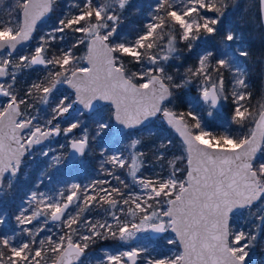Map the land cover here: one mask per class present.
I'll return each instance as SVG.
<instances>
[{"label":"snow or ice","instance_id":"1","mask_svg":"<svg viewBox=\"0 0 264 264\" xmlns=\"http://www.w3.org/2000/svg\"><path fill=\"white\" fill-rule=\"evenodd\" d=\"M259 5L264 22V0ZM57 7L58 0H0V264H93L90 249L109 240L121 247L103 249L95 264H249L264 241V102L252 106L238 60L250 53L232 48L239 36L222 27L239 0H153L129 32V13H142L133 0H67L56 14ZM260 40L264 46V34ZM193 87L209 117L231 104L227 128L209 130L191 102L177 110ZM97 101L109 102L111 113L96 115L93 134L81 117L95 113ZM112 121L129 139L100 149L103 178L55 191L41 190V179L9 215L38 146L63 136L69 155L65 144L39 155L54 153L49 168L80 160ZM156 121L178 140L158 135ZM145 137L156 138L152 160L140 149ZM160 240L181 250L156 255Z\"/></svg>","mask_w":264,"mask_h":264},{"label":"trees","instance_id":"2","mask_svg":"<svg viewBox=\"0 0 264 264\" xmlns=\"http://www.w3.org/2000/svg\"><path fill=\"white\" fill-rule=\"evenodd\" d=\"M66 1L67 0H58L59 7L55 9L56 14L60 13L63 10ZM4 3L5 5H7L10 2L9 0H4ZM133 3L142 9V13L135 14L134 10L133 12L129 13V19L125 24L126 32H129L133 28V26L138 25L140 22L145 20L146 16L143 13L147 11L148 6L153 3V0H133ZM239 4L240 7L236 12L230 11L227 14V18L224 20L222 27L225 29H235L237 35L239 36V40L237 42L243 43L242 48L249 51L250 53L248 57L241 58V60L244 66L247 68V82L249 84L250 91L253 94L251 104L253 107L254 105L255 107H258V104L261 103L263 98V93L260 89V82H262L264 76V56H262L264 46H262L261 44L260 37L262 34H264V26L260 21L258 0H239ZM55 18V15H52L51 19L48 21H53L55 20ZM219 39L220 37H217L215 41H213L217 49H219L220 47ZM217 55H219V51L217 52ZM192 62V60L188 61V63ZM37 71H39V69H37ZM36 74L37 72L33 71L31 76L22 77V79L30 81L31 79L35 78ZM40 74H43L42 71L40 72ZM226 74L228 73L225 72V75ZM189 91L197 93V90L194 87L182 92L180 94L182 99L178 101L177 110H187L186 94ZM110 108V105H105L97 109V112H100V115H102L107 120L108 116L110 115ZM224 109L226 111L224 115L215 116L212 121H209L212 126L216 123H219L222 119L228 121L229 126L231 106H228L227 104ZM97 112L93 114H86L85 116H83L86 126L93 134L95 132L94 120L96 118ZM150 127L154 131H156L158 135L170 136L178 140V135L171 130L161 131L159 121H156ZM235 128L236 126L233 125L232 130L235 131ZM140 134L142 135V133ZM117 137L118 135L113 132V129L111 127L104 134H102L101 137H98L94 142H92L91 151L86 153L85 161L77 165L78 167H75L76 172H81L86 168L87 165H89L91 170L94 166H96L92 171L98 170L100 149L102 147H105L106 144H111L117 139ZM155 139V137H152L151 139L145 137V142L141 146L143 148V151L148 154L149 160H152L155 155L149 150L151 148L152 141ZM52 143L57 147H59L60 144L67 145L66 139L64 137H62L61 139L58 137L56 138V140H53ZM63 150H66V146ZM50 162L51 161L48 159V157L40 156L39 152L36 153L34 159H28L26 161L25 172L27 173V176L25 177L22 175L20 177L19 181L17 182L13 197L7 202V211L9 212V215H11L16 210V206L21 204L27 192L32 189L39 180L43 179L44 181V183L41 185V188L46 187L48 189H53L55 185H61V183H63V187L68 185V175L69 171L71 170L70 164L66 161L64 165L49 168ZM42 173H45V175L42 176ZM9 226L14 227V222L10 221ZM134 243L136 242H133V244ZM159 243L161 242H154V247L157 248L159 246ZM119 247H121V245L118 241H100L96 245H94L92 249H90V255L92 258L98 256L101 257L103 255V249L115 250ZM258 260H260V253L258 257H256L253 261L255 262ZM254 262L253 264H255Z\"/></svg>","mask_w":264,"mask_h":264},{"label":"rangeland","instance_id":"3","mask_svg":"<svg viewBox=\"0 0 264 264\" xmlns=\"http://www.w3.org/2000/svg\"><path fill=\"white\" fill-rule=\"evenodd\" d=\"M9 2H11V0H9ZM66 2H65V4H66ZM242 46H243V43H239V42L233 43L231 45L232 48H237V47L242 48ZM238 60H239V66L241 68H243L245 71H247V68L244 66L241 58H238ZM263 61H264V59H263ZM231 79H232V77H231V74L230 73H228V74L225 75V81H226L225 87L228 88L229 90L231 89ZM260 89L262 90V93H263V98H262V101L261 102H264V76H263L262 82H260ZM186 98H187V108H188L189 102H191V104L197 109V111L199 112V114L202 116V119H203L206 127L209 130L214 131V132H220V131H223L225 128L228 127V121H225L223 119L219 123L214 124L213 126L209 123V121H212L215 116L224 115L225 114L226 111H225L224 107L227 104H222V108L221 109L214 110L213 115L211 117H209L207 115V110H208L207 109V106L204 105L203 102H202V100L199 99L198 93L193 92V91H189L186 94ZM105 105H109V104H105ZM105 105H103V106H105ZM228 106H231V104L228 103ZM231 108H232V106H231ZM254 108H255V105H254ZM95 112H97V109H96ZM110 113H111V108H110ZM97 114L100 115V112H97ZM104 119L106 120V118H104ZM114 133L117 134V132H114ZM136 135H141V134L140 133H136ZM128 139H129L128 137L124 136V134L121 133V134L118 135V137H117V139L115 141H113L111 144H106L105 147L108 146L109 147V150H112L113 148H117V147L122 148L123 144H125V143L128 142ZM49 147H51L53 149H58L59 148L55 144H53L52 142H49L47 144L38 146V148H37L36 151L39 152V151L45 150V149H47ZM140 149L143 150V148L141 146H140ZM53 154L54 153H51V152L49 153V157H48L49 160H50V158H51V156ZM151 172H152V170L149 169V170H146V172H144V174L145 175H151ZM92 179H94V178H91L88 181H91ZM128 179H129V182H130V178H128ZM74 182L77 183L76 181L73 180V181L70 182V184L71 183H74ZM86 183H89V182H86ZM62 185H63V183H61V185H55V187H53V189H48L46 187H43V188H41V190H44V191H48V190L55 191V190H57L59 188H62L63 187ZM168 235L169 236H172L173 234L172 233H169ZM160 242L161 243H159V246L157 248H155L156 251H155L154 254H156V255H167V256H171L174 253H176V252H178V251L181 250L178 247L166 246L165 245V241H163V240H160ZM259 253L261 255V258L257 262H258V264H264V241H262L258 245V250H257V247H256V248H254L251 251V253H250V260L251 259L254 260L256 257H258ZM102 256L101 257L98 256V257H93L92 258L91 255H90V252H89V258L92 260L93 264H95V260L96 259L102 258Z\"/></svg>","mask_w":264,"mask_h":264},{"label":"flooded vegetation","instance_id":"4","mask_svg":"<svg viewBox=\"0 0 264 264\" xmlns=\"http://www.w3.org/2000/svg\"><path fill=\"white\" fill-rule=\"evenodd\" d=\"M46 23L47 24H51L52 21H47ZM44 27H45V25H41V29L42 30H43ZM65 88H67V86H65ZM69 91H71V90H69ZM106 104H109V103H106ZM103 105H105V104H103ZM103 105L97 107L96 109L101 108ZM78 114L79 113H77V112H73V115H78ZM81 119L84 121L83 117H81ZM62 126H63V122H62ZM62 137L63 136H60L59 138L61 139ZM56 138H58V137H56ZM56 138L45 142V144H47L49 142H52L53 140H56ZM68 149L69 148L66 145V150L65 151L63 150L65 155H68ZM36 153H38V151H36ZM85 159H86V155L83 158H81L80 160H77V161H74V162H68L70 164V168H71V170L69 171V175H68V182H69L68 185L73 180L76 181L77 183H80V184L84 185V184H87L86 182H90L88 180H90L91 178H94V179L103 178V177H101L99 175L98 170L92 171L96 166H94L93 169L91 170L89 165H87L86 168L84 170H82L81 172L80 171L76 172L75 167L77 165H79L80 163H82L83 161H85ZM260 258H261V255H260ZM253 262H254L253 260H250L249 264H253ZM254 263L258 264L257 261H255Z\"/></svg>","mask_w":264,"mask_h":264},{"label":"water","instance_id":"5","mask_svg":"<svg viewBox=\"0 0 264 264\" xmlns=\"http://www.w3.org/2000/svg\"><path fill=\"white\" fill-rule=\"evenodd\" d=\"M258 9H259L260 21H261L262 25L264 26V22H262V20H261V15H260V5H259V0H258ZM106 103H109V102H106V101H97V102H96V108L99 107V106H101V105H103V104H106ZM77 107H79V106H77ZM221 108H222V105H221V107H219L218 109H221ZM112 127H113V129H114L116 132H117V129L120 128V126L117 125L114 121H112ZM70 151H71V150L68 149V155H69ZM49 264H51V261L49 262Z\"/></svg>","mask_w":264,"mask_h":264}]
</instances>
